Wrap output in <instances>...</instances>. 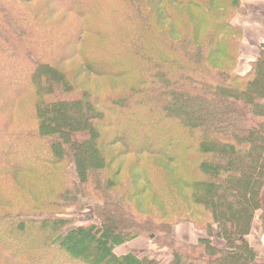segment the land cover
Masks as SVG:
<instances>
[{"label":"trees","instance_id":"trees-1","mask_svg":"<svg viewBox=\"0 0 264 264\" xmlns=\"http://www.w3.org/2000/svg\"><path fill=\"white\" fill-rule=\"evenodd\" d=\"M242 1L0 0L10 264H258L264 44L234 71ZM74 58L81 71L68 75L59 65ZM81 73L123 80L94 93L75 87ZM181 222L206 237H171ZM141 236L155 248L115 251Z\"/></svg>","mask_w":264,"mask_h":264},{"label":"rangeland","instance_id":"rangeland-1","mask_svg":"<svg viewBox=\"0 0 264 264\" xmlns=\"http://www.w3.org/2000/svg\"><path fill=\"white\" fill-rule=\"evenodd\" d=\"M242 3L243 2H241V7H242ZM263 22H264V20H263ZM233 24L235 25V23H233ZM62 25H63V23H62ZM257 32H259V31H257ZM241 37H242V34H241ZM240 44H241V39H240V43H239V47H238V53H237L238 55L236 57L235 65H234V71L236 73H237L236 66H237L238 58H239ZM261 46H260V48H258V50L253 49L254 51L252 53L257 54V56H258L260 53V50H261ZM250 49H252V48H250ZM250 49H248V50H250ZM79 62L80 61L77 58H74V59H71L70 61L68 60L67 62L61 63V65H59V67L61 70L66 71L68 73V75L69 74L75 75L76 72L81 71L80 66H79ZM250 63L251 62H249V64L247 65L248 69L250 67ZM122 80L123 79H120L117 81L111 80V81L107 82V81L102 80L101 77H95V76L88 75V74L82 75V73H81V75L78 76V78L73 79V82H74V84H76L75 87H77L79 85L81 87L80 88L81 90H88V91H93L94 93H99L104 89V87H107V86L113 84V82L114 83L116 82L117 85H121ZM71 170H72V168H71ZM77 217L79 218V221H81V222L82 221H84V222L89 221L90 218L92 217V207L89 204H87L80 212L77 213ZM170 235H171V237H173L175 239L183 240L186 242H195L200 237H206V232H204L203 230L195 229L190 222H181V223L173 225L170 228ZM210 238L214 244H216L218 246H224V241L222 239L218 238L216 235V226L215 225L212 226V232H211ZM248 238L254 242V243L253 242L252 243L255 244L259 250L262 251L264 249V223L260 219V211L259 210L256 211L255 216L253 218V222H252V226H251ZM154 248H155V245L151 242V240L148 237L141 236V237H137V238L125 243V244L117 246L114 249L116 252H127L130 250H143L145 252H148ZM154 253L160 255V251L155 250ZM257 260H260V261L263 260L261 262H262V264H264V258L257 257L256 261ZM94 262H97V261H94ZM0 263L1 264H10L8 257L6 255H4L3 253H0ZM97 264H99V263L97 262Z\"/></svg>","mask_w":264,"mask_h":264},{"label":"crops","instance_id":"crops-1","mask_svg":"<svg viewBox=\"0 0 264 264\" xmlns=\"http://www.w3.org/2000/svg\"><path fill=\"white\" fill-rule=\"evenodd\" d=\"M242 2V11L233 18V23L242 31L239 58L236 66L238 74H244L248 69L247 65L249 62L256 59L257 54L252 53L253 49L258 50L264 44V0H243ZM249 241L253 242L250 239ZM253 245L256 247L255 244ZM259 252V258H264V249L262 251L259 250ZM261 261L257 260L256 262L262 264Z\"/></svg>","mask_w":264,"mask_h":264}]
</instances>
